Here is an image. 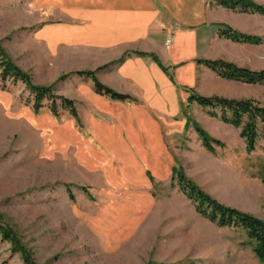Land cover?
I'll return each mask as SVG.
<instances>
[{
  "label": "rangeland",
  "instance_id": "374dc122",
  "mask_svg": "<svg viewBox=\"0 0 264 264\" xmlns=\"http://www.w3.org/2000/svg\"><path fill=\"white\" fill-rule=\"evenodd\" d=\"M56 22L51 5L0 0L5 59L33 85L70 100L76 113L75 118L60 101L47 98L37 109L24 84L0 76V226L17 246L35 264H264L243 229L220 228L201 216L177 180L180 172L221 205L264 221V183L249 175L245 162L203 158L192 143L194 151L182 158L187 147L178 140L177 158H117L122 141L107 128L103 140L110 158L100 156L106 147L91 122H101L102 115L93 112H101L100 97L107 96L95 92L86 73L98 79L102 67L88 65L86 44L76 32L58 43L52 36ZM181 94L184 117L174 122L187 118L190 125L183 145L195 131L192 111L220 120L218 109L213 117L210 108L188 103ZM231 130L237 132L231 143L239 155L245 143L239 129ZM218 141L222 146L213 151L227 145ZM261 151V138L253 152L245 149L254 156ZM0 264H24L1 230Z\"/></svg>",
  "mask_w": 264,
  "mask_h": 264
},
{
  "label": "crops",
  "instance_id": "0c3cea01",
  "mask_svg": "<svg viewBox=\"0 0 264 264\" xmlns=\"http://www.w3.org/2000/svg\"><path fill=\"white\" fill-rule=\"evenodd\" d=\"M38 2L52 6L57 21L53 38L63 43L71 32H76L77 40L86 44L88 65L102 67L98 79L130 97L125 102L100 97L105 106L101 112L97 109L93 112L102 115L101 122L94 118L91 122L96 140L104 151L106 147L100 155L102 158H110L103 140L107 128L119 132L122 144L115 150L117 158H177L174 150L178 140L179 146L187 147L182 158L194 151L190 149L192 143L203 158L245 162L249 175L264 183V151L247 155L243 147L237 155L232 149L231 142L237 138L232 126L212 122L197 108V112L192 111L194 121L211 137L227 144L209 153L195 131L189 136L190 141L181 145L190 125L187 118L174 122L180 114L183 116L181 92L187 94V102L192 92L203 97L255 99L264 106V85L224 80L199 63V60H222L251 71H264L263 15L230 10L216 0ZM224 27L259 38L261 43H235L221 38L218 31ZM169 33L173 44L165 49L164 41ZM168 165L172 167L171 161Z\"/></svg>",
  "mask_w": 264,
  "mask_h": 264
},
{
  "label": "trees",
  "instance_id": "16d2710c",
  "mask_svg": "<svg viewBox=\"0 0 264 264\" xmlns=\"http://www.w3.org/2000/svg\"><path fill=\"white\" fill-rule=\"evenodd\" d=\"M217 3L227 9L236 10L244 13H257L264 16V7L257 5L249 0H216ZM218 36L235 43L259 44L260 39L253 36L240 34L229 27H224L218 31ZM199 63L211 70L218 77L236 81L245 84L264 85V71H251L246 68L238 67L232 63L222 60H199ZM94 84L97 94L107 96L115 101L130 100L127 95L119 94L112 89L102 85L95 76V73H86ZM0 76L2 81L12 80L21 82L26 88L34 94L35 108L38 109L40 103L45 99L58 100L61 106L70 110L71 115L76 118L73 104L70 100L53 96L50 90L44 87H38L30 82V79L22 73L9 60L5 59L0 50ZM188 102H195L202 108H210L209 114L217 117L215 109L219 110L218 118L224 124L240 130V138L244 140L247 153L255 149L259 138L264 141V106L249 100H234L221 97H203L195 93L190 94ZM192 126L202 141L203 147L213 152L214 146H222L218 141L210 137L195 121ZM179 173V174H178ZM177 173L180 191L193 202L195 210L201 216L215 224L217 227H234L243 229L249 240L253 242L252 251L254 256L264 262V221H261L249 214L239 212L235 209L225 207L211 199L207 194L200 190L194 183L189 181L182 173ZM3 241L13 245V251L22 254L24 264L33 263L31 256L20 249L10 232L0 226Z\"/></svg>",
  "mask_w": 264,
  "mask_h": 264
},
{
  "label": "built area",
  "instance_id": "2783aa9c",
  "mask_svg": "<svg viewBox=\"0 0 264 264\" xmlns=\"http://www.w3.org/2000/svg\"><path fill=\"white\" fill-rule=\"evenodd\" d=\"M172 39H173L172 34L169 33L164 42L165 48H168L172 44Z\"/></svg>",
  "mask_w": 264,
  "mask_h": 264
}]
</instances>
